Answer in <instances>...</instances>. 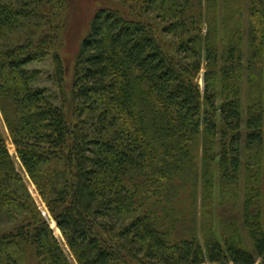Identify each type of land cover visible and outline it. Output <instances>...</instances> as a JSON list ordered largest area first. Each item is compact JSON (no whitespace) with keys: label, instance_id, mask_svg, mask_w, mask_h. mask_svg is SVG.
<instances>
[{"label":"trees","instance_id":"trees-1","mask_svg":"<svg viewBox=\"0 0 264 264\" xmlns=\"http://www.w3.org/2000/svg\"><path fill=\"white\" fill-rule=\"evenodd\" d=\"M28 1L0 0V111L77 263L264 264V0H224L222 22L219 0L100 8L69 90L49 36L5 43L37 17ZM50 54L61 106L27 68ZM24 188L0 132V209L29 212L0 232V264H71Z\"/></svg>","mask_w":264,"mask_h":264},{"label":"rangeland","instance_id":"rangeland-1","mask_svg":"<svg viewBox=\"0 0 264 264\" xmlns=\"http://www.w3.org/2000/svg\"><path fill=\"white\" fill-rule=\"evenodd\" d=\"M138 0H45L41 3H37L34 0H29V9L33 11L37 17L29 16L25 25V28L20 32L10 36L6 40V44L10 46H16L28 42L29 40H37L42 38H48V43H52L53 50L58 51L62 59V65L64 70V80L65 86L70 89L73 84L74 69L76 64V58L78 51L81 45L82 40L87 36L92 19L100 8L107 7L112 9H120V11L126 10L128 6L132 4L137 5ZM247 1V0H246ZM245 1V6L247 5ZM114 7H108L113 6ZM19 6H22L19 3ZM206 10V8H205ZM224 12V0H219L218 6V17L219 21L222 22ZM149 20H152L154 23L157 18V14L150 15ZM206 28V27H204ZM206 29H204L205 32ZM220 37L222 36V26L220 29ZM167 40H171L172 37L164 35ZM221 39V38H220ZM220 43V42H219ZM221 44V43H220ZM244 52H247V45L244 46ZM28 69L33 71H38L39 74L36 79L33 81L32 86L36 88H43L47 91L48 99L54 104L61 106L62 93L58 84L56 83L55 77V65L53 61V54L48 55L47 57L37 60L27 66ZM204 73L205 67H203L199 77L198 82L201 89L204 88ZM246 94L247 86L243 85V101L246 103ZM220 101V99H219ZM244 113L245 109H244ZM0 132L6 142V148L9 152L10 158L14 163L16 172L21 176L23 182L26 186V189H19L17 194L18 196L27 204L29 202V196L37 206L38 210L42 213L44 217H47L44 211H48L46 202L44 201L39 187L31 179L30 175L24 168L16 146L14 145L10 132L6 126L3 115L0 111ZM50 166H47L44 169L48 170ZM53 168L51 169V171ZM241 190L242 194L240 195L241 199V210L240 216H243V199H244V179H245V163L242 164L241 169ZM55 179V178H54ZM219 174L217 172V178H215V224L218 231L219 225V197H220V180ZM50 186V185H49ZM49 189V187H48ZM47 189V190H48ZM202 188H199V197L201 198ZM29 216L28 211L21 210V208L15 207H5L0 209V232H9L17 229L19 226L23 225L26 220V217ZM198 224L201 222V208H198ZM51 227V225H50ZM52 229V228H51ZM53 230V229H52ZM54 233V231H53ZM219 233V232H218ZM55 237L58 239L60 245L64 249V252L68 256V259L71 264H78L77 261L72 256L69 247L60 231V237L54 233ZM219 236V235H218ZM248 246L250 250L254 252L253 245L248 241Z\"/></svg>","mask_w":264,"mask_h":264},{"label":"bare ground","instance_id":"bare-ground-1","mask_svg":"<svg viewBox=\"0 0 264 264\" xmlns=\"http://www.w3.org/2000/svg\"><path fill=\"white\" fill-rule=\"evenodd\" d=\"M44 213L46 214L47 217H49V215H48V211H44ZM50 225H51V228L53 229L54 233H55L58 237H60V236H61V235H60V229L58 228L56 222H55L54 220H52L51 223H50Z\"/></svg>","mask_w":264,"mask_h":264},{"label":"water","instance_id":"water-1","mask_svg":"<svg viewBox=\"0 0 264 264\" xmlns=\"http://www.w3.org/2000/svg\"><path fill=\"white\" fill-rule=\"evenodd\" d=\"M52 220H53L52 218H48V222H49V224L51 223Z\"/></svg>","mask_w":264,"mask_h":264}]
</instances>
